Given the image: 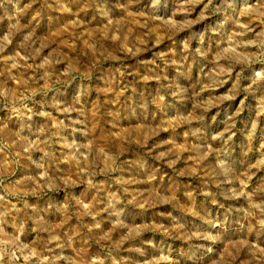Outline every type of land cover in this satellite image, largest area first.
<instances>
[{
    "label": "rangeland",
    "instance_id": "374dc122",
    "mask_svg": "<svg viewBox=\"0 0 264 264\" xmlns=\"http://www.w3.org/2000/svg\"><path fill=\"white\" fill-rule=\"evenodd\" d=\"M0 264H264V0H0Z\"/></svg>",
    "mask_w": 264,
    "mask_h": 264
}]
</instances>
